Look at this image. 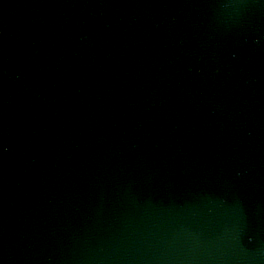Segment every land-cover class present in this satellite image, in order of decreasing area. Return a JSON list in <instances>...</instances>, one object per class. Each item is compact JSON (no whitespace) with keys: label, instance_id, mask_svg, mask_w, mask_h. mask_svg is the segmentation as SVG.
Returning a JSON list of instances; mask_svg holds the SVG:
<instances>
[{"label":"water","instance_id":"1","mask_svg":"<svg viewBox=\"0 0 264 264\" xmlns=\"http://www.w3.org/2000/svg\"><path fill=\"white\" fill-rule=\"evenodd\" d=\"M0 264H264V0H0Z\"/></svg>","mask_w":264,"mask_h":264}]
</instances>
